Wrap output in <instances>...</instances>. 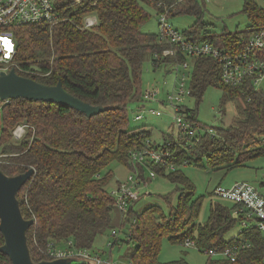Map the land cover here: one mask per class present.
Listing matches in <instances>:
<instances>
[{"label":"trees","instance_id":"1","mask_svg":"<svg viewBox=\"0 0 264 264\" xmlns=\"http://www.w3.org/2000/svg\"><path fill=\"white\" fill-rule=\"evenodd\" d=\"M203 5L201 0H81L77 3L60 0L65 18L59 23L14 27L18 73L46 84L61 80L69 92L106 107L98 114L87 116L57 102L23 97L10 98L7 102L0 99V153L3 154L0 169L9 176L33 169L17 198L23 216L33 220L27 230V242L34 261L49 258L46 246L51 241L65 246L72 240L75 246L90 249L98 235L110 231L115 238L113 245L117 244L121 237L113 235L112 230L117 225L123 228L127 225L130 235L125 233L122 242L130 245L128 261L133 264L158 263L164 238L176 244H185L190 238L203 251H221L246 242L250 245L240 247L235 261L209 255L207 264H264V232L260 229L253 227L226 237L240 222L237 202L233 201L234 206L211 202L207 220L198 222L203 196H197L194 182L181 170L183 164L204 166V161L212 170L244 167L250 160L264 156V87L254 89L249 85L222 83L220 64L211 55L190 59V96L196 98L197 106L184 104L185 110L200 121L199 102L206 89L216 85L223 91L222 106L240 100L237 114L217 127L202 124L205 132L193 146H188V137L184 138V147L177 148L172 157L176 169L151 165L157 174L175 185L172 193L160 194L168 205L167 211L159 203H153L137 212L136 199L122 217L111 194L112 162L121 163L129 171L130 151L144 147L148 139L158 140L149 124L131 126L129 122L130 104L138 102L139 109L143 103V64L147 60L154 65L165 63L174 71L178 59L163 54L169 44L159 40L158 32L143 29L149 18L148 8L158 14L168 11L170 19L195 15V22L182 30L183 34L227 51L240 50L243 37L264 27V5L245 0L243 9L250 21L245 30L205 32L202 37L200 33L210 26L204 21ZM89 13L97 15L98 23L85 27L84 18ZM178 57L183 61L188 56L179 50ZM222 112L226 114L225 108ZM18 124L26 125L21 139L13 135ZM175 132L161 133V140L171 141L174 146L178 137ZM144 179L151 181L146 176ZM3 243L0 230V245ZM0 264H12L1 250Z\"/></svg>","mask_w":264,"mask_h":264},{"label":"built area","instance_id":"2","mask_svg":"<svg viewBox=\"0 0 264 264\" xmlns=\"http://www.w3.org/2000/svg\"><path fill=\"white\" fill-rule=\"evenodd\" d=\"M64 18L60 0H0V72L9 71L17 66V40L13 31L14 27L32 23H46L52 26ZM97 23L98 17L94 13L87 14L83 22L85 27H92ZM158 24L159 40L169 44L163 50V54L179 59V50H182L189 58L187 57L183 61L177 59L174 65L176 73L174 88L172 91H167L165 97L160 96L161 89L158 86L144 90L143 103L141 108L136 111L134 119H142L146 113L162 115L164 108L170 110L173 115L172 124L175 126V133L178 137L174 146L171 141L148 139L144 147L130 151V169L120 184L111 189L116 207L122 217L128 211L133 200L139 199L142 189L149 184L144 177H149L150 180L157 177L158 174L151 168V165L165 166L167 170L176 169L177 165L172 161V157L176 154L177 148L184 147V138L188 137V146H193L200 140L203 131L205 132L202 123L192 118V113L185 110L182 102L191 92L190 85H187V78H190L188 69L191 58L201 55L213 56L220 64L221 81L224 84L249 85L254 89L264 87V27L253 30L246 38L243 37L241 39L243 47L240 50L227 51L209 41L194 40L183 34L182 30L173 25L168 11L159 14ZM5 41L10 47L5 44ZM7 101L8 99L4 100V102ZM153 101H156L161 108L148 105ZM25 132L26 125L18 124L13 130V135L15 139H21ZM2 155L0 153V163ZM214 192L222 198L239 204L236 213L241 215L240 232L253 227L264 232V195L253 183L239 181L230 188L219 185ZM121 231L122 229L119 231L115 227L112 233L118 237ZM108 244L110 248L114 246L112 242ZM185 244L195 246V241L188 238ZM249 245L245 242L242 245L228 246L221 251L210 249L206 252L210 256L219 253L225 258L235 261L240 247ZM46 254L49 257L48 260L76 259L92 264H117L112 260H103L99 253L92 252L89 248L75 246L72 240H68L65 246H60L55 241L49 242L46 246ZM126 264L133 263L128 261Z\"/></svg>","mask_w":264,"mask_h":264},{"label":"rangeland","instance_id":"3","mask_svg":"<svg viewBox=\"0 0 264 264\" xmlns=\"http://www.w3.org/2000/svg\"><path fill=\"white\" fill-rule=\"evenodd\" d=\"M204 1L203 5V18L208 22L210 26L200 33V36H204L205 32L220 33L223 30L241 31L245 30L249 25V18L244 11L245 0H201ZM79 1L75 0V3ZM259 5H264V0H256ZM149 18L143 24V29L148 32L156 33L159 31V14L156 10L148 8ZM196 20V16L193 14H184L171 17L173 25L180 29L185 30L190 27ZM191 60H189L190 70L192 68ZM176 78L175 71H170L169 66L165 63L160 65H154L151 60H147L143 64V71L141 75V87L146 90L152 86H158L161 89L160 96L165 97L167 91H172L174 88V81ZM187 85H189V77L187 78ZM223 91L220 86L211 85L203 94L202 100L198 105V118L207 126H220L223 120L231 119L239 111L240 100L228 101L222 106ZM183 104L190 107H196V98L188 95ZM148 105H152L156 108L161 106L156 102H150ZM138 102L134 101L130 104L129 122L131 126H141L144 123L149 124V127L154 128L156 139L161 140V133H167L170 130H175V126L172 124L173 115L170 110L164 108L162 115L145 114L142 119L135 120L134 115ZM225 108L226 114L223 115L222 109ZM214 128V127H213ZM204 166L199 164H183L181 170L188 175L194 182L196 187L197 196H203V202L201 211L198 217V222H205L210 212L211 202H220L227 206H234V202L214 193L217 186L221 185L224 188H230L236 182L249 181L253 183L259 191L264 195V185L261 182L264 179V156L254 158L248 162L246 166L234 167L231 169H219L212 170L208 164L204 161ZM110 168L114 175L111 182V188L116 187V181L118 179H124L127 175V169L122 166L121 163L114 161ZM174 183L167 177L158 174L156 178L152 179L150 183L142 189L141 197L136 201L134 209L140 212L145 207L159 203L161 207L167 211L168 205L166 201L160 198V194H170L174 191ZM175 199V196H172ZM115 222L118 224L119 216L116 212ZM240 223H236L226 234L227 238H231L237 235L241 226ZM117 229L120 231L121 240L117 244H114L112 248L109 246V242L114 241V237L111 232L108 231L104 234L98 235L92 248V252L99 253L103 260H112L117 264H126L128 260V251L130 245L122 242L125 240L128 233L129 226L117 225ZM111 249V251H110ZM221 254H215L212 258H219ZM209 254L206 251L199 249L197 246H186L185 244L171 243L168 239L164 238L162 241L158 263L156 264H174L176 261H184L187 264H207Z\"/></svg>","mask_w":264,"mask_h":264},{"label":"water","instance_id":"4","mask_svg":"<svg viewBox=\"0 0 264 264\" xmlns=\"http://www.w3.org/2000/svg\"><path fill=\"white\" fill-rule=\"evenodd\" d=\"M23 97L29 100L57 102L93 116L106 109L94 105L69 92L58 80L56 84H46L34 78L18 73L16 68L0 72V99ZM33 169L21 174L9 176L0 169V230L4 243L0 250L7 254L12 264H86L76 259H53L34 261L31 257L27 230L33 223L32 219L23 216L17 193L30 178Z\"/></svg>","mask_w":264,"mask_h":264},{"label":"snow or ice","instance_id":"5","mask_svg":"<svg viewBox=\"0 0 264 264\" xmlns=\"http://www.w3.org/2000/svg\"><path fill=\"white\" fill-rule=\"evenodd\" d=\"M5 44H6V45H8V46L10 47V45L8 44V42H7V41H5Z\"/></svg>","mask_w":264,"mask_h":264}]
</instances>
